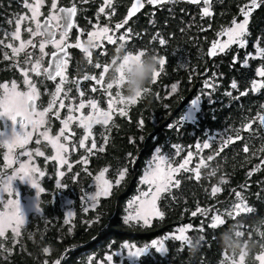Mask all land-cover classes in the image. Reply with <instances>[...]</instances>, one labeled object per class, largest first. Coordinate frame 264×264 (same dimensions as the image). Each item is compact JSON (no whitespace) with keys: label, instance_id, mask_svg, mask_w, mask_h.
I'll return each instance as SVG.
<instances>
[{"label":"trees","instance_id":"1","mask_svg":"<svg viewBox=\"0 0 264 264\" xmlns=\"http://www.w3.org/2000/svg\"><path fill=\"white\" fill-rule=\"evenodd\" d=\"M249 2L226 0V5H219L216 17H203L198 14V9L189 6L164 4L151 8V11L145 10L129 20L120 30L124 32L128 27L132 29L133 35L126 45L127 49L133 53L146 49L158 57H164L166 64L163 73L156 83L148 85L150 91L146 99L127 106L126 115H113L107 128L95 125L93 135L85 141L83 149L78 147V139H74L75 151H71L69 156L72 167L62 171L58 188L53 185L56 181L55 165L53 162L46 163L40 214L29 216L19 237L6 233V238H0V245H3L0 249V264H45V261L55 264L58 259L61 264H108L106 256L118 252L124 243L136 248H149L153 241L185 225L194 226L188 235L204 236V242L195 256L181 242L170 240L165 244L167 251L163 255L156 254L155 248H149L146 256L137 260L131 257L121 264H221L227 254L219 247L217 238L233 223L242 225L245 236H250L260 245L245 260V264H257L256 256L264 253V236L261 235L264 232V151L260 150L264 147V129L260 128L258 120L251 132L244 131L242 125L255 118L257 113L264 114V89L249 91L246 96H239V93L250 89L253 79L264 81V78L256 76V69L264 66V58L249 59L248 67H242L246 54L255 56L257 45L264 47V6L254 9L249 18V34L246 37L249 43L245 48L234 44L225 52L208 55L221 29L236 17L234 15L243 3ZM58 3L59 6H72L75 3L79 15L74 21L87 31L90 24L96 23L95 17H106L99 22L111 27L122 22V15L130 0H114L112 8L105 10L106 13H115L110 18L108 15H98L97 10L103 0H59ZM24 12V0H0V34L6 31V36H0V40L4 44L12 43L13 40L8 39L7 34L16 29L15 20ZM237 19L243 20V17ZM157 33L166 40V45L161 46L158 39H153ZM223 39L224 36L221 42ZM115 47L106 44L107 54H102L105 49L96 50L92 63L78 50L71 49L72 59L67 71L69 80L82 78L85 74H97L99 78L98 73L102 68L96 69L95 64H110ZM32 52L35 54L36 49H32ZM5 53L11 56V50L0 45V83L12 80L20 83L22 75L12 60L3 58ZM24 59L25 56L21 54V67L24 66ZM37 80L42 81L39 83L40 89L47 92L38 101L41 105V102L46 101V96L53 92V81H47L44 77V81L39 77ZM233 80L238 83V89H232ZM108 82L105 75L104 83ZM206 82L214 87L206 88ZM92 84V81L83 82V88L88 90L85 99L94 96L106 110L107 95L100 90L91 93ZM174 84L177 90L171 93L169 88ZM69 89V96L74 97V102L78 104L80 97L76 85L68 83L65 90ZM111 91L114 95L117 89L114 87ZM229 92L232 96L226 95ZM193 98H199L195 118L193 121L182 120L185 106ZM236 130H239L243 139L230 143L216 155L223 140L227 136L235 137ZM105 135L108 136L106 145ZM93 139L98 146L105 147L104 152L87 151ZM205 140L209 141L211 147L197 151L196 145ZM245 144L249 147L248 153L243 151ZM173 145L181 146L179 156L174 155L176 149ZM157 147L164 154H173L174 166L182 163L188 152H192V162L188 167L195 168L201 158L205 159L207 167L200 168L199 180L193 172L181 171L177 177L181 180L179 188L163 193L157 201L158 208L164 213L162 219L155 217L145 226L139 221L125 223V203L133 194L136 179L140 177L148 157L153 155ZM2 153L0 149V170ZM209 156L214 158L208 160ZM257 166L259 170L249 177L248 173ZM105 168L108 169L105 179L112 183L111 193L86 211L83 207L84 197L91 190L93 177ZM121 171L125 175L117 184ZM222 180L227 183L222 184ZM214 186L221 188L215 196L211 194ZM237 191L242 193L254 211L241 213L235 219L224 215V225L216 229L207 227L212 215L233 210L234 204L238 202L235 195ZM65 200L70 202L71 218L66 215L63 205ZM197 206L208 209V215L198 213L193 217L191 213L196 211ZM65 219H69L68 224H65ZM202 223L204 232L198 230ZM48 245H51L52 251L46 255L42 248ZM118 261V257L114 256L111 263L117 264ZM224 264H231V261L224 260Z\"/></svg>","mask_w":264,"mask_h":264},{"label":"snow or ice","instance_id":"2","mask_svg":"<svg viewBox=\"0 0 264 264\" xmlns=\"http://www.w3.org/2000/svg\"><path fill=\"white\" fill-rule=\"evenodd\" d=\"M114 0H103L102 6L99 8V14L108 15L109 18L112 15H115L114 12L106 13V8H112ZM175 2V0H146L148 5H163L167 3ZM188 3L191 4H201L203 3V7L201 8V13L203 17L212 16V11L210 9V0H187ZM45 0H24V7L29 9L31 12V17L27 15H21L16 20V29L12 32L11 38L13 41H18V46L9 42L4 44L3 40H0V45H3L5 48L11 50V56L7 53L4 54L5 60H12L14 66L20 71L21 75L24 78V83L27 86V91H22L18 88L17 82L12 81L11 87L7 83H0V89H3L4 95L0 96V121H10L8 133L0 131V147L7 148V153L5 154V161H10V157L12 156L14 148L23 149L25 145L29 143L32 139L33 133L37 132L43 125L47 123L46 117L49 113H53L54 106L58 103V109L53 113L55 119H59L60 123L63 125L59 129L58 134L50 135V129H44L39 132V135L44 138V140L48 141L53 149L56 152V155L52 157L54 160H58L61 164H68L69 169H71L72 165L68 163L67 159L64 157L63 153L68 151V147L61 143V138L63 140L68 141L71 137L75 136L76 133L70 128V124L75 122L76 125L84 130V135L79 141V146L81 148L85 147V141L88 140L89 136L93 135V125L100 124L107 128L110 121L113 120V113H116L120 116H124L127 114V107L130 105H134L139 101V97L135 99L128 98L123 95L120 86L115 82L104 83L105 75L109 70L108 64L101 65L99 62L95 64V68L102 71L98 73L99 78H97V74H85L82 78H78L76 80L70 81L67 75V68L70 62V54L68 49L70 48H78L88 59L89 63H92L93 51H88L85 48V43L87 41H94L96 47L94 49H105L102 54H107L106 52V44L117 45V41L120 44L127 45L133 35L131 27H128L124 32H120L125 25L128 24L129 19L133 17L140 9L145 6L144 0H133L130 9L128 10L127 17L122 22H118L115 24L114 29L109 27L108 25L101 26L99 24L93 25V30L87 32V40L81 39L84 30L78 29L77 31L81 33V36H77L76 42L69 43L68 36L70 30L76 28L77 26L74 23V17L77 15V6L74 3L71 7H63L58 5V0H51V7L48 16L41 22L40 17L43 15L41 12V8L44 6ZM261 6H264V0H250V4L245 5L240 8V14L243 16L242 22H237L236 19H233L231 25L222 28L218 36H227V41L221 42L219 39L212 43L211 48L208 50L209 56L217 55V52H225L227 48H229L233 44L239 45L240 48H245L248 45V40L246 37L249 34V18L252 15L254 9H257ZM25 20H30L35 24V30L31 26H29L26 31L33 37H41L39 44L37 45L33 39L23 40L21 39V24ZM59 32V39H57V33ZM117 33H119L117 35ZM138 35V34H135ZM153 39H158L159 44L161 46L166 45V40L162 37H159L157 33ZM106 42V43H105ZM48 45H51L52 48L55 49L51 54L46 51ZM38 47L40 56L37 58L34 56L32 51H28V49H36ZM147 50L139 49L135 53L130 52L132 56L143 55ZM256 54L253 56L252 54H246L245 59L243 61L242 67H248L249 59L264 58V47H256ZM23 54L25 59L23 63L25 65H29V67H21L19 57ZM51 56V59L48 60L47 66L44 65L43 60L45 57ZM234 59V63H235ZM166 64V60L164 57L159 56V68L153 74L152 83H156L160 75L164 71V66ZM29 73L32 75L30 76ZM43 76L48 81H57L59 78V82L55 85V91L52 92L51 99L47 107L43 110H37V100L40 98L41 92L37 87L36 81L33 77H41ZM256 76L264 78V66L258 67L256 69ZM92 81L93 84L90 86V92L96 93L98 90L105 92L107 95V106L108 110H104L101 106V103L94 97L88 96L87 99L85 97L88 94V90L83 88V82ZM67 83H74L76 85V91L80 97V101L78 104L74 103L75 98L69 96V90H65L64 85ZM99 86V89H98ZM116 88L117 91L113 95L112 89ZM205 87H214L213 84L208 82L205 83ZM232 89H238V83L233 80L231 84ZM261 89H264V81H257L253 79L251 81L250 89H246L244 91H240L239 96H246L249 91L257 92ZM177 90V85H172L171 92L175 93ZM146 91H150V89H146ZM226 95L232 96V93H226ZM239 99V97H236ZM65 100H71L73 103L65 104ZM123 105L122 107L117 108L116 105ZM199 104V98L193 101V107H196ZM264 107V106H262ZM67 108L68 115L64 118H61L62 109ZM90 108L91 111L85 114L83 112L84 109ZM78 113V115H77ZM259 121L260 128L264 129V114L257 113L256 117L250 120L248 123L242 125L244 131L251 132L253 128V124L256 121ZM141 123H143L141 121ZM19 125V131L15 130V126ZM29 126L31 127V131L28 130ZM237 131V135L235 137L227 136L223 143L220 146L219 152L216 155H219L220 152L224 150L230 143H234L236 140H242L243 137L239 135V130ZM108 140V136H104V143L106 145ZM37 143H40V140L37 139ZM176 149L174 155L179 156L181 152V146L173 145ZM211 144L209 141L205 140L202 144H197L196 149L200 151L201 149H209ZM93 150H97L99 152H104V146H98L95 139L91 141V147L87 149L89 153ZM264 151V147L260 149ZM243 151L245 153L249 152V147L247 144L244 145ZM22 155L29 156V160H31V153L23 152ZM37 156H43L44 153L39 149L36 150ZM193 153L188 152L187 156L183 159L182 163H179L177 166H174L173 154H164L160 147L155 149V155L152 157V160L149 163V166L143 173L141 183L148 185V189L146 191H142L139 196L135 198V201L130 203L129 207L132 206L133 203L137 204V208L135 210V214H129L125 217V223L130 221H143L145 225H147L153 217L163 218L164 213L158 208L157 201L161 199L163 193H170L173 188H179L181 184V180L177 177L183 172H193L195 174V178L197 180L200 179V168L207 167V163L204 158H201L199 163L195 166V168H189L188 165L192 162ZM214 157L209 156L207 159L211 160ZM87 161L85 160V163ZM264 163V160H262ZM259 170V166L253 168L252 171L248 173L249 177L253 172ZM108 172V169L105 168L100 171L99 175L95 177L96 180V191L95 193L87 196V200L93 202L92 207H95V203L99 200L100 197H107L110 195L112 190V183L105 179V173ZM39 173L40 176H43L44 173L40 171V169L35 166H29V164L25 162L19 163V168L14 170L12 175H8L7 186L4 189V192L12 194L15 192L13 188V182L19 180L20 182H27L31 184V187L37 189V196L41 192L44 191L43 188L39 187L37 181L35 180L33 174ZM59 175H63V173H59ZM125 172L121 171L119 173L120 179L116 181L117 184L120 183V180L124 178ZM221 183H227V181L222 180ZM57 186H60L59 181L57 182ZM221 191L220 187L214 186L211 189V194L215 196L217 193ZM238 202L234 204L233 210H225V213H219L211 216V222L207 225L212 229H216L219 226H222L226 223V220L223 218L224 215H227L233 219L239 216L241 213H251L254 211L252 207H250L244 196L241 192L237 191L235 193ZM15 199L7 201V207L9 208L8 212H0V238H6V233L10 229L15 237H19L21 234V227L27 223V220L24 214L21 212L19 201L17 194L15 193ZM2 196H0V203H2ZM86 211L88 209H85ZM39 211V209H37ZM209 210L205 208H201L197 206L196 211H193L191 215L195 217L198 213L207 216ZM67 216L70 218L72 213L69 212ZM69 223V219H65V224ZM240 227H243L240 225ZM193 225H185L180 226L176 232L177 235H174L173 238L176 241L182 243V241L186 238L187 232L193 230ZM200 232L205 231V226L202 223L200 228L198 229ZM264 236V232L261 233ZM169 237H165L164 240H167ZM201 239H204V236L201 235ZM164 240L161 241H153L151 247H154L157 252H166L167 247L165 245ZM124 248L129 249L128 256L133 258L141 257L146 251V247L136 248L134 245L123 246ZM3 248V245H0V249ZM135 248V251L131 250ZM264 248V245H262ZM7 250V249H5ZM44 253L49 254L48 250L45 249ZM119 253H112L106 256V260L111 264L113 261V257L117 256ZM259 261V264H264V254H258L255 258ZM224 260H230L231 264H245V258L241 256L238 260L229 258L227 255L224 256V259L221 261V264H224ZM45 264H48L45 261ZM55 264H61V260L58 259L55 261Z\"/></svg>","mask_w":264,"mask_h":264},{"label":"rangeland","instance_id":"3","mask_svg":"<svg viewBox=\"0 0 264 264\" xmlns=\"http://www.w3.org/2000/svg\"><path fill=\"white\" fill-rule=\"evenodd\" d=\"M29 2H32V0H29ZM58 2H59V0H58ZM58 5H59V3H58ZM101 6H99V8ZM50 7H51V0H45V4L41 8V12L43 13V15L40 17L41 22H42L43 19H45L48 16L49 11H50ZM65 7H71V5L65 6ZM99 8H98L97 11H99ZM21 15H27L28 17H31V12L29 11V9L25 8V12L23 14H20L19 16H21ZM78 15H79V10L77 11V15L75 17H78ZM104 15L105 14H99V16H104ZM101 18H106V17H95L96 23L90 24L88 30L87 31H84L82 36H81V33L77 31V28L78 29H81V28L78 27L77 24H76V22L74 21V23H75V25L77 27L76 28H73L72 30H70L69 36H68V42L74 44L76 42L77 36H81V39L87 40V32L93 30V25L94 24H99L101 26L108 25V24H101L99 22V20ZM16 20H15V28H16ZM242 21L243 20L241 19V20H239L237 22H242ZM29 26H31L33 28V30H35V24L32 23L30 20H25L24 22H22V24H21V39H23V40L33 39L34 42L38 45L39 42H40V40H41V37L37 36V37L33 38L26 31V29ZM108 26L111 27L110 25H108ZM111 28L114 29V26L111 27ZM118 34L119 33H117V35ZM0 36L1 37H5L6 36V31L5 30L2 31V33L0 34ZM7 36H8V39H12L10 34H7ZM57 39H59V33H57ZM225 41H227V36H224V39L222 40V42H225ZM12 43L15 44V45H17V46L19 44L18 41H12ZM119 43L120 42L117 41V44H119ZM71 49L78 50L83 55V57H85V55L78 48H70V49H68V51H69V54H70L71 59H72L71 51H70ZM96 50H98V49H93L92 50L93 53ZM28 51H32V49H28ZM46 51L50 54L51 52L55 51V49L52 48L51 45H48L47 48H46ZM34 56L37 57V58L40 56L38 47L36 48V53L34 54ZM47 58L48 57H45L44 60H43V63H44L45 66H46ZM71 59H70V61H71ZM69 65H70V62L68 64V66ZM23 67H29V65H25L24 64ZM67 71H68V68H67ZM29 75L31 76L32 74L29 73ZM67 75H68V73H67ZM37 78L38 77H33V79L37 83V87L39 88V90L41 92L40 98L36 102L37 103V110L40 111V110H43L45 107L48 106L49 101L51 99V95H47L46 96V101L45 102H41V105L38 104V101H40V99L42 98V96L43 95H46L47 92L45 90H41L40 89L39 83H41L42 81L41 80H37ZM39 78L43 80V76H41ZM12 81H14V80H12ZM12 81H10V82L7 83L9 85V88L11 87V82ZM58 82H59V78H57V81H55V82L52 83L53 84L52 85L53 92L55 91V85ZM20 83L22 85H20ZM20 83L17 82L18 88L20 90H22V91H27L28 89H27V86L24 83L23 76H22V78L20 80ZM67 84L64 85V88L67 87ZM171 88H172V86L169 88V91L170 92H171ZM2 95H4V91H3V89H0V96H2ZM196 99L197 98H193L189 103L186 104L185 109H184V112H183L184 114H183V116L181 118L182 120H186V121H193L194 120L195 115H196V112H197V109H198V105L196 107H193V101L196 100ZM69 103H73V101H71V100H65V104H69ZM75 104H77V103H75ZM122 106L123 105H119V104L116 105L117 108L122 107ZM57 109H58V103H57L56 106H54L53 113ZM106 110H108V107H107ZM60 111H61V118H64V117H66L68 115L67 108L62 109ZM90 111H91L90 108H86V109L83 110V112L85 114H87ZM53 113H49L48 114V116L45 118L46 121H47V123L45 125H43L37 132H34L33 133L32 139L29 141V143L27 145H25V147L23 149H21L19 147L13 149L12 156L10 157V161L11 162L5 161V159H4L5 154L8 151L7 148L0 147V149L3 151V153H2V155H3V159H2L3 160V164H1V170H0L1 171L0 173L2 175H0V177H6L8 175H12L13 172H14V170H16V169L19 168V163L20 162H25V163L29 164L30 167L31 166H35L36 168L40 169V171H42L44 173L43 176H40L39 173H34L33 174V176H34L35 180L37 181L39 187L43 188V179L46 176V170H44L45 169V165H46V163L53 162L54 165H55V167H54L55 168V175L54 176L56 178V181L54 180L55 182L53 183V185H54L55 188H58L57 182L58 181L60 182V178L62 176V175H59V173H63L62 171L65 170V169L68 170L69 169L68 164H61L58 160L52 159V157L56 155L55 150L53 149V147L51 146V144L48 141L44 140V138L39 135V132L40 131H43L44 129L47 128V129H50V133L49 134L54 136V135L58 134L59 129L61 127H63V125L60 123V120L54 118ZM115 114L116 113H113V115H115ZM77 115H78V113H77ZM10 124H11L10 121H0V131H3L5 133H8V131H9V125ZM95 125H97V124H94L93 127ZM53 126H56V128L53 129ZM70 128L76 133V135L73 136V137H71V139L68 140V141H65V140H63V138H61V143H64L68 147V151L65 152V153H63V155L67 159L68 163H70L69 156H70L71 151H75V147L74 146L76 145V142H75L74 139H78L77 140L78 147L80 149H83V148H81L79 146V141H80V139L84 135V130L81 129V128H79L76 125L75 122H73V123L70 124ZM15 130L16 131H19V126L16 125L15 126ZM28 130L29 131L32 130L30 126H29ZM77 135H79V137ZM37 139L40 140V143H37L36 142ZM73 148H74V150H73ZM37 149H39L40 151H42L44 153V155L43 156H37L36 155V150ZM23 152H29V153H31V160H29V156L22 155L21 153H23ZM154 155H155V151H154L153 155H151L150 157H148L147 162L145 164V167H144V169L140 173V177L136 179V187H135V190H134L133 194L128 197V199H127V201L125 203L126 214L123 217V220L124 221H125V217L128 216L129 214H132V215L135 214V210H136V208L138 206L137 204L133 203L132 206L129 207L130 203H132L133 201H135V198L137 196H139L142 191H146L148 189V185L142 184L140 181L142 179L143 173L145 172V170L149 166V163L152 160V157ZM39 160H42L40 162V164L42 165V167L40 166V164H38V161ZM95 177H93L92 182H91V190L84 197V200H85V203L83 204L84 209H89L90 210L91 208H94V207H92V203L93 202L87 200V196L95 193V191H96V180H95ZM13 188H14L15 192H13L12 194H9V193L5 192L2 195L3 202L0 203V212H8L9 211V208L6 206L7 205V201L8 200L15 199L16 198L15 197V193H16L17 194V197H18V201H19V205H20L21 212L24 214V216H25V218H26L27 221H28V218H29V216L31 214H40V197H41V195H42L43 192H41L39 194V196H37V189L32 188L31 187V184H28L27 182H23L22 183L19 180L13 182ZM101 198H103V196L100 197L99 199H101ZM98 201L95 203V206L97 205ZM63 205L65 206L66 215L69 212L72 213V211L69 209V206H70V202L69 201L65 200ZM37 209H39V211H37ZM154 218L155 217H153L152 219H154ZM152 219L150 220V222L152 221ZM130 222H137V221H130ZM139 222L143 226H145V224L143 223L142 220L139 221ZM188 232L186 233L187 235H188ZM7 233L13 234L10 229L7 231ZM177 234L178 233L176 231L173 232V233L165 234L162 237H160L157 241L164 240L165 237H169L167 240H164L165 244H166L167 241H170V240L171 241H176L173 238V236L174 235H177ZM124 245H125V243L123 244V246ZM127 245H129V244L127 243ZM123 246L118 251L119 254L117 255V257H118V260L119 261H118L117 264H121L124 260H128V259L131 258V257L128 256L129 249L124 248ZM131 250H133V249H131ZM154 252L156 254H159V255H163L165 253V252H163V253L157 252L156 250ZM262 254H264V253H262ZM99 264H103V263L99 262ZM111 264H116V263H111ZM257 264H259V261H257Z\"/></svg>","mask_w":264,"mask_h":264},{"label":"clouds","instance_id":"4","mask_svg":"<svg viewBox=\"0 0 264 264\" xmlns=\"http://www.w3.org/2000/svg\"><path fill=\"white\" fill-rule=\"evenodd\" d=\"M96 47L94 41H87L85 48L92 51ZM109 70L106 73L110 82L118 83L122 93L131 99L139 97V100L146 99L148 96V85L152 81L153 74L158 70L159 57L153 53L146 51L143 55L132 56L130 51L124 44H117L108 64ZM3 141H0L2 143ZM8 177H0V196L5 192ZM218 243L221 250L228 255L229 258L235 259L243 256L246 260L253 255L255 250L260 247L258 242L250 236L246 237L245 232L241 230L239 223L229 225L218 236ZM204 239L201 236L187 235L182 241V245L186 247L192 256L199 252ZM47 249L52 251L51 245L42 248V252Z\"/></svg>","mask_w":264,"mask_h":264},{"label":"flooded vegetation","instance_id":"5","mask_svg":"<svg viewBox=\"0 0 264 264\" xmlns=\"http://www.w3.org/2000/svg\"><path fill=\"white\" fill-rule=\"evenodd\" d=\"M132 1L133 0H131L130 1V3L127 5V7H126V9H125V13H124V15H122V17H126V15H127V10H128V8L130 7V5H131V3H132ZM144 2H145V6L143 7V9L140 11V12H138L134 17H137L138 15H140L143 11H145V10H148V11H151L150 9L151 8H154V7H151L150 5H148L147 3H146V0H144ZM226 0H210V9H211V11H212V16H209V17H216V15H217V9H218V7H219V5H226ZM173 3H177V4H180V5H184V6H189V7H192V8H196V9H198V14L199 15H202V13H201V8L203 7V3H201V4H191V3H188L187 1H184V0H175V2H171V3H167V4H170V5H172ZM248 4H250V2L249 3H246V4H242L241 6H240V8L241 7H243V6H245V5H248ZM164 5V4H163ZM159 6H161V5H159ZM159 6H157V7H159ZM240 8H239V10H237V13L234 15V17L236 16V17H243L241 14H240ZM76 19V17L74 18V20ZM124 19V18H123ZM154 250V249H153Z\"/></svg>","mask_w":264,"mask_h":264},{"label":"water","instance_id":"6","mask_svg":"<svg viewBox=\"0 0 264 264\" xmlns=\"http://www.w3.org/2000/svg\"><path fill=\"white\" fill-rule=\"evenodd\" d=\"M184 1H187V0H184ZM132 3H133V1H132ZM132 3H131V4H132ZM150 6H151V7H157V6H159V5H157V6L150 5ZM63 7H65V6H63ZM130 7H131V5H130ZM130 7L128 8V10L130 9ZM142 9H143V8H142ZM142 9H140L138 12H140ZM128 10H127V13H128ZM138 12H137V13H138ZM137 13H136V14H137ZM136 14H135V15H136ZM135 15H134V16H135ZM134 16H133V17H134ZM126 17H127V15H126ZM133 17H131L129 20H131ZM74 18H75V17H74ZM237 18H239V17L232 18V20L230 21V23H229L226 27L230 26V25H231V22L233 21V19H237ZM124 19H125V17H124ZM124 19H123V20H124ZM43 21H44V19L42 20V22H43ZM226 27H225V28H226ZM58 33H59V32H58ZM222 38H223V36H219V37H218V39H219L220 41H221ZM218 39H217V40H218ZM68 52H69V51H68ZM51 53H52V52H51ZM51 53H50V54H51ZM49 59H51V56H50V55H49L48 58H47V62H48ZM47 62H46V66H47ZM47 81H48V80H47ZM17 126H19V125L17 124ZM138 248H142V247H138ZM149 248H154V247H151V246H150ZM149 248H146V251L144 252V254H143L142 256H146V255L149 253ZM133 251H135V249H134ZM132 258H133V257H132ZM139 258H140V257H139ZM139 258H133V259L137 260V259H139Z\"/></svg>","mask_w":264,"mask_h":264}]
</instances>
